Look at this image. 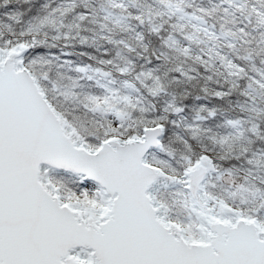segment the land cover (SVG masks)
<instances>
[{"label": "snow or ice", "instance_id": "obj_1", "mask_svg": "<svg viewBox=\"0 0 264 264\" xmlns=\"http://www.w3.org/2000/svg\"><path fill=\"white\" fill-rule=\"evenodd\" d=\"M0 264H264V0H0Z\"/></svg>", "mask_w": 264, "mask_h": 264}]
</instances>
